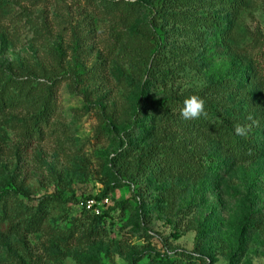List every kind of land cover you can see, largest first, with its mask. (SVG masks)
<instances>
[{
  "label": "rangeland",
  "instance_id": "rangeland-1",
  "mask_svg": "<svg viewBox=\"0 0 264 264\" xmlns=\"http://www.w3.org/2000/svg\"><path fill=\"white\" fill-rule=\"evenodd\" d=\"M186 7L0 0V264H264V128L245 160L211 128L217 114L170 122L157 107L199 93L251 125L264 0L236 13L216 1L222 24L200 36L169 13ZM90 196L109 197L104 215L81 204Z\"/></svg>",
  "mask_w": 264,
  "mask_h": 264
},
{
  "label": "trees",
  "instance_id": "trees-1",
  "mask_svg": "<svg viewBox=\"0 0 264 264\" xmlns=\"http://www.w3.org/2000/svg\"><path fill=\"white\" fill-rule=\"evenodd\" d=\"M162 1V0H161ZM170 1V0H166ZM216 1H221L223 4H227L231 9L236 13L239 8L244 4V0H174V3L180 2L181 5L187 6L185 10L182 11H171V14H178L182 18L175 17L177 21L181 23H189L188 29L192 28L197 35H205L207 34L210 29H216L222 24L223 16L217 12V9H213V4ZM209 3L211 6L207 7L206 3ZM203 7L202 13H196L199 8ZM155 38L157 41L163 43L161 39L162 31L158 26L155 27ZM163 44H166L164 42ZM163 51L167 52L166 49ZM175 52V50H171ZM167 57L166 55H159L157 59H155L154 52L152 51L150 54L151 59H155L157 63L161 61V58L164 59ZM154 62V61H153ZM150 67V66H149ZM229 83L233 84L234 81H229ZM192 95H197L201 97L205 101V111L208 113L207 118L201 116L202 119H209L208 117L215 113L218 115L215 119H209V124L213 130H215L216 134L219 135L222 142H224L235 154V156L249 160L255 159L260 154L261 150L259 147V143L257 141L258 132L264 128V101L259 109H257V115L253 117L251 125L248 126V134L247 136H238L236 135L234 128L235 125L238 124V120L233 118L230 114L224 112L219 105H213L210 101V98L206 96H201L199 93H188L187 91L182 93H171L167 95L163 99H159L157 101V107L159 111L162 112L163 117L165 120L174 122L177 121L180 117V112L184 104V100ZM12 100L11 104H17V99L13 92L8 93L7 97ZM11 102V101H10ZM42 113H46L47 117L52 115V111L54 106H51L50 98H46L45 104L43 105ZM166 166H169L170 169L180 168L183 171H189L191 165L187 163V161H175L172 158H168V161L165 163ZM86 209V208H84ZM88 210V209H86ZM96 216L104 215L105 211L101 213H95ZM41 214L36 216V219H33V224H38L41 219ZM198 229V238H202L203 234L205 233V227L201 224L197 226ZM162 264H169L164 262ZM176 264V263H172Z\"/></svg>",
  "mask_w": 264,
  "mask_h": 264
},
{
  "label": "clouds",
  "instance_id": "clouds-1",
  "mask_svg": "<svg viewBox=\"0 0 264 264\" xmlns=\"http://www.w3.org/2000/svg\"><path fill=\"white\" fill-rule=\"evenodd\" d=\"M180 115L186 120L198 119L201 116L207 118L208 113L205 111V101L197 96L192 95L184 100L183 107L181 109ZM251 119V117H249ZM248 127L244 125H235L234 131L238 136H247Z\"/></svg>",
  "mask_w": 264,
  "mask_h": 264
},
{
  "label": "built area",
  "instance_id": "built-area-1",
  "mask_svg": "<svg viewBox=\"0 0 264 264\" xmlns=\"http://www.w3.org/2000/svg\"><path fill=\"white\" fill-rule=\"evenodd\" d=\"M109 200V197H103V198H98L96 196H90L81 201V204L85 206L86 208L92 209L95 212H100L102 208V204L107 202Z\"/></svg>",
  "mask_w": 264,
  "mask_h": 264
}]
</instances>
